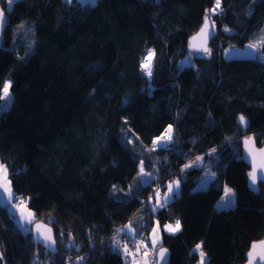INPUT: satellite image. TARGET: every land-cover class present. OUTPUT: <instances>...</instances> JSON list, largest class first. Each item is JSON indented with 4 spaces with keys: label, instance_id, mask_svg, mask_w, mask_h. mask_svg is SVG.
Returning <instances> with one entry per match:
<instances>
[{
    "label": "trees",
    "instance_id": "obj_1",
    "mask_svg": "<svg viewBox=\"0 0 264 264\" xmlns=\"http://www.w3.org/2000/svg\"><path fill=\"white\" fill-rule=\"evenodd\" d=\"M213 2L14 0L9 9L0 0V82H12L0 109V162L13 191L30 198L33 223L49 224L55 239L54 249L41 247L0 203V264H70L68 254L75 264H129L112 238L145 215V233L153 219L181 222L176 234L161 232L157 249H168L167 264H198L193 249L201 242L208 264L245 260L250 242L264 235V187L248 188L240 157L243 137L264 145V58L226 60L224 52L259 42L264 0H222L223 11L211 16L210 54L192 53L188 38ZM26 26L32 47L19 56ZM147 49L155 53L151 80L140 70ZM168 125L173 143L151 151ZM197 156L204 166L181 171ZM140 160L153 176L147 183L134 176L121 190L115 175ZM204 167L215 176L193 188ZM173 178L177 194L153 213L149 197ZM224 184L235 204L217 208Z\"/></svg>",
    "mask_w": 264,
    "mask_h": 264
},
{
    "label": "snow or ice",
    "instance_id": "obj_2",
    "mask_svg": "<svg viewBox=\"0 0 264 264\" xmlns=\"http://www.w3.org/2000/svg\"><path fill=\"white\" fill-rule=\"evenodd\" d=\"M14 0H7V4L9 6V9H11V6L13 4ZM70 3L71 0H68ZM223 11L222 8V0H214V6L209 9L204 16V23L196 36L192 38L193 41L197 39L203 40L202 45L192 44V48L195 52H203L206 54H210V49L207 48V40L214 34L213 29L215 25V21L211 20L212 15L220 14ZM211 21V23H210ZM6 23V11L3 8H0V26ZM23 27V25L21 26ZM225 31H230L227 27L225 28ZM31 47V46H29ZM248 49H252L253 52H250L249 55H253L254 53H258L262 58H264V51H261V49H264V29L261 30V39L258 43H250L247 45ZM149 56H155L154 50L147 49L145 51L144 56L141 58L140 61V70L141 73L146 76L149 80H151L153 76V63L154 61L151 59H148ZM2 87H0V100H7L11 97L10 88H11V81H2ZM238 124L242 127H247L248 122L244 115H240L238 117ZM174 129L172 125H168L166 129H164V132L161 133L159 136H156L152 140V148L151 151H155L158 148H164L167 149L168 145L173 143L174 141ZM251 137H246L244 140V144L247 148V145L249 141L251 140ZM131 143V141H129ZM216 150L213 149L212 152L214 153ZM262 155H264V149L259 150ZM251 152H249V156H251ZM203 161V157L197 156L194 161H190L183 165L181 171H184L188 168H191L193 166L199 165ZM259 167V172H258ZM210 175L211 177L215 176V173H206V176ZM153 176V173L146 172L145 171V162L143 160L139 161V172L138 177L144 182L147 183L148 180L144 179L145 177L151 178ZM249 179L251 181L252 185H255L259 178L264 177V160L261 161L260 165L257 166L255 162L253 161V167L252 170L248 173ZM12 182L11 179H9V171L6 165L3 163H0V193H3L5 195V202L7 204H10L14 209H18L21 214V221L26 222L28 224H32L35 219V213L31 212L30 209H27V203L30 198H25L18 196L12 189ZM180 182L179 180L172 181L166 185L167 191L164 192L163 197H161L159 188L156 189L154 198L156 203L152 205L151 211L155 213L157 208L165 207L170 200H172L175 195L177 194L179 190ZM115 189V186H114ZM234 196L235 193L233 190L227 186H225L224 189V196L221 197V200L224 202L225 206H231L234 204ZM153 197H149V203L151 204ZM27 209V216L24 215L25 210ZM52 221L49 220V223ZM42 228H45L47 231V234L41 231ZM125 229L128 230L129 234L135 235V230L132 228L131 223L129 225H125L123 228L117 229V233H120L124 231ZM35 230L37 233L38 239L42 241L44 246L46 248H53L55 245V239L53 237L52 229L47 227V225H44L43 223L35 224ZM181 230V222L179 219L175 221V224H165L163 226V231L168 232L169 234H176ZM61 236L64 235V232L61 231ZM69 235H71L69 233ZM74 239V238H73ZM113 242L116 246V248H122V251L125 255V257L131 255L134 257L133 264H150V261L148 259L144 260H138L136 257H138V254L140 253L141 245H136V251L132 252L131 249L128 248L127 242H124L123 245H121V241L117 238V236H113ZM161 236H160V224L159 221H156V226L152 229V235H151V248L153 254H155L158 257V261H166L167 260V253L168 250L166 248H163L162 246L159 247L158 253L156 252L157 246L161 244ZM142 244V242H141ZM144 251L143 256L149 257L150 253L148 251V245L142 244ZM194 253H197L199 255V261L198 264H208L206 253L203 250V242L198 243L195 245L193 249ZM84 257H78V262L83 261ZM4 261V255L3 253H0V262ZM247 264H264V240H261L259 242H253L251 244L250 250L247 253Z\"/></svg>",
    "mask_w": 264,
    "mask_h": 264
},
{
    "label": "rangeland",
    "instance_id": "obj_3",
    "mask_svg": "<svg viewBox=\"0 0 264 264\" xmlns=\"http://www.w3.org/2000/svg\"><path fill=\"white\" fill-rule=\"evenodd\" d=\"M79 1L80 2H90V3H92L95 0H79ZM213 6H214V2H213V5L209 9H211ZM210 23H211V21H210ZM32 33H33V30H32V28H29V26H26L25 28H23L22 32L20 33L19 39H22L21 42L24 43V46L23 45H20V46L18 45L17 48H15L16 49V53L19 56H22V55L26 54L28 51H30L32 46H31L30 43H28V40L32 41ZM29 46H31V47H29ZM11 47L14 48L15 45L13 44ZM19 50H21V53L19 52ZM149 59L152 60V56H149ZM5 81H9V80L6 79ZM9 102H10V98L7 99V100H3V102L0 104V109L5 108L6 106H8ZM119 138H121V135H120ZM0 163H2V162H0ZM129 163H130L129 167H126V169H124L121 173L119 172V173H117L115 175V184H117L119 187H121L122 189H125V190L127 189V184L129 183V181L134 176H138V172H139V163H137L135 161L134 162L131 161ZM197 166H204V164L201 162ZM145 171L149 172L147 170H145ZM206 173H213V172L209 168L204 167L203 172L198 176L193 188H204V187H206V185L208 184L209 180L212 178L210 175L206 176ZM144 179L148 180V177H145ZM175 180H178V179H174L173 178V179L167 181L166 185L168 183L172 182V181H175ZM225 186L231 188L233 190V192L235 193L234 189L231 186H229L227 184H224L223 188H222L221 195L215 201V207H217V208H228V207H231V206H233L235 204V202H234V204H232L231 206H225L224 202L221 200V197L224 196ZM157 188H159V186H156L154 192L156 191ZM165 191H167L166 187H165L164 190H160L161 197H163V194H164ZM234 201H235V196H234ZM0 203L3 204L6 207L7 211L13 216L15 222L17 223V225L19 226V228L22 231H29L31 229L33 223L32 224H28L26 222L21 221L20 211L18 209H14L10 204H7L5 202V195L3 193H0ZM155 203H156V201H155V198L153 197L151 204L149 203L150 207L152 208V205L155 204ZM27 209H30L31 212L34 213L33 209L31 208V206L29 204V200H28V203H27ZM27 209L24 212L25 216H27ZM144 219L145 220L139 221L138 225L132 226V228L135 230V235L129 234L128 230L125 229L124 231H122L120 233H117L114 236H117V238L121 241L120 235L124 232L126 234V235L125 234L124 235H125V237H127V241H123L121 243V245H123L124 242H127V245L129 243H132V246H133V244L135 245L134 248L130 247L129 245H128V248L131 249L132 252H135L136 251V245L140 244L141 245L140 253L138 254V257H136V259L141 260V261L144 260V259H148L150 261V264H155L156 255L153 254V252H152L151 235H152V229H153V227L156 226V221L157 220L153 219L151 221L150 226H149V228L147 230V233H145L144 229L142 228V225L147 224V220H149V216L145 215ZM165 224H172V223L166 222V223L160 225V236H161V232L163 231V226ZM141 242H142V244H147L148 245V251L150 253L149 257H144L143 256L144 248H143ZM112 243H113L114 248L116 250H118L122 254L123 258L125 260H127L129 262V264H133L134 257L131 256V255L125 257V255H124V253L122 251V248H116V246H115V244L113 242V239H112ZM156 252H157V250H156Z\"/></svg>",
    "mask_w": 264,
    "mask_h": 264
},
{
    "label": "water",
    "instance_id": "obj_4",
    "mask_svg": "<svg viewBox=\"0 0 264 264\" xmlns=\"http://www.w3.org/2000/svg\"><path fill=\"white\" fill-rule=\"evenodd\" d=\"M0 8H2L1 5H0ZM203 23H204V17H203V21H202L201 25L199 26V28L194 33H192L189 36V38H188V49L192 53L204 54L203 52H195L193 50L192 46H191L192 44H197V45H202L203 44L202 38L201 39H197L195 41L192 40V38L194 36H196L197 33H199ZM5 24L0 26V45H1V41H2V32H3V29L5 27ZM212 37H213V35L207 40V44H206L207 48H209V43H210ZM248 44H250V43H246V44H244L242 46H237L236 45V46H230V47L226 48L225 52H224L226 60H251V59H253L254 56H255V53L253 55H249V53L253 52V50L247 48ZM246 137H251L252 138L249 141V143L247 145V148H246V146L244 144V140H245ZM260 149H264V145H257L255 143L254 137L252 135L245 136V137H243L241 139V144H240V154H241V156L240 157L248 165V169L246 171V181H247V186H248V188L251 191H256L257 190L259 182L262 183V185L264 187V177L259 178L257 183L255 185H252L251 181L249 179V176H248V173L252 170L253 161L255 162V164L257 166H259L261 161L264 160V155H262L260 153V151H259ZM249 152H251V154H252L251 156H249ZM258 172H259V167H258ZM263 213H264V209H263ZM38 223H43L44 225H47V227L51 228V226L49 224H46V223H44L42 221L34 222L32 227H31V229L29 230L30 233H31L32 239L34 241H36L41 247H43L45 249H48V250L53 249V248H46L44 246V244L42 243V241L40 239H38L37 233H36V230H35V224H38ZM41 231L44 232L45 234H47V231H46L45 228H42ZM51 234L53 235V231H52ZM261 240H264V235L261 238L253 240V241L250 242L249 247H248L247 251L245 252V260L241 264H247V253L250 250L251 244L253 242H259ZM158 251H159V248L157 249V253H158ZM167 260H168V253H167ZM167 260L166 261H159L158 264H167ZM157 261H158V257L156 256L155 264H157Z\"/></svg>",
    "mask_w": 264,
    "mask_h": 264
},
{
    "label": "built area",
    "instance_id": "obj_5",
    "mask_svg": "<svg viewBox=\"0 0 264 264\" xmlns=\"http://www.w3.org/2000/svg\"><path fill=\"white\" fill-rule=\"evenodd\" d=\"M167 127H168V126H167ZM167 127H166V128H167ZM166 128H165V129H166ZM163 132H164V131H163ZM163 132H162V133H163ZM75 259H76V256H75V255L68 254V256L65 258L64 261H65L66 263L75 264V263H74V260H75Z\"/></svg>",
    "mask_w": 264,
    "mask_h": 264
},
{
    "label": "crops",
    "instance_id": "obj_6",
    "mask_svg": "<svg viewBox=\"0 0 264 264\" xmlns=\"http://www.w3.org/2000/svg\"><path fill=\"white\" fill-rule=\"evenodd\" d=\"M120 189H121V190H125V189H122L121 187H120ZM127 224H128V223H127ZM127 224H125V225H127ZM125 225H124V226H125Z\"/></svg>",
    "mask_w": 264,
    "mask_h": 264
},
{
    "label": "bare ground",
    "instance_id": "obj_7",
    "mask_svg": "<svg viewBox=\"0 0 264 264\" xmlns=\"http://www.w3.org/2000/svg\"><path fill=\"white\" fill-rule=\"evenodd\" d=\"M148 59H149V57H148Z\"/></svg>",
    "mask_w": 264,
    "mask_h": 264
}]
</instances>
